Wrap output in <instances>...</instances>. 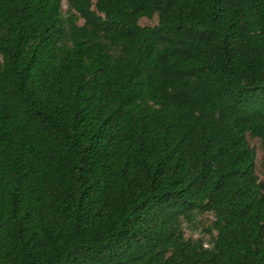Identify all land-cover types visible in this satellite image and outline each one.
I'll return each instance as SVG.
<instances>
[{"label":"trees","instance_id":"trees-1","mask_svg":"<svg viewBox=\"0 0 264 264\" xmlns=\"http://www.w3.org/2000/svg\"><path fill=\"white\" fill-rule=\"evenodd\" d=\"M63 1L0 0V264H264V0Z\"/></svg>","mask_w":264,"mask_h":264},{"label":"rangeland","instance_id":"rangeland-1","mask_svg":"<svg viewBox=\"0 0 264 264\" xmlns=\"http://www.w3.org/2000/svg\"><path fill=\"white\" fill-rule=\"evenodd\" d=\"M94 1V0H93ZM68 7L66 0L63 1V9L66 10ZM157 22L156 18H143L141 19V24L143 25H154ZM248 140L252 147L256 149L257 154V174L264 180V151L261 146V142L257 137H252L249 135ZM203 224H208V221L212 219L211 214H204L202 217ZM187 234L193 233L194 237L201 236L204 233L203 226L200 224L195 226L194 229H187Z\"/></svg>","mask_w":264,"mask_h":264}]
</instances>
